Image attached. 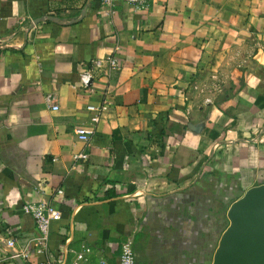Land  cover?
Here are the masks:
<instances>
[{
	"label": "crops",
	"instance_id": "1",
	"mask_svg": "<svg viewBox=\"0 0 264 264\" xmlns=\"http://www.w3.org/2000/svg\"><path fill=\"white\" fill-rule=\"evenodd\" d=\"M90 103L105 108L86 142ZM260 186L264 0H0V264H28L21 207L40 201L62 214L54 264L84 245L85 264L114 263L125 241L138 264H213L232 204Z\"/></svg>",
	"mask_w": 264,
	"mask_h": 264
},
{
	"label": "built area",
	"instance_id": "2",
	"mask_svg": "<svg viewBox=\"0 0 264 264\" xmlns=\"http://www.w3.org/2000/svg\"><path fill=\"white\" fill-rule=\"evenodd\" d=\"M101 2L108 6H113L118 2H126L133 4L134 6L140 9H147L153 0H101ZM107 66L108 72L111 74L114 71H117L121 68L118 58L113 55L107 58H97L92 60L91 66L87 69H83L79 73V83L83 89L89 93H95L97 87L95 84V72L103 67ZM50 104L53 109H58V103L55 95L49 96ZM105 106H97L95 104H88L87 109L91 113V126H81L76 130L80 139L88 142L90 140V135L95 132V125L100 121L102 111ZM89 154L87 151H81L73 154L74 161L81 159H87ZM58 193H62L63 190L59 189ZM21 211L25 214L32 216L37 227V234L32 239V248L30 250H22L16 252L15 256L23 259L28 264H54L53 255L50 251L49 243L51 236V226L54 221H57L61 218V211L54 208L50 203L40 201V202H25ZM5 231L7 233L13 234L15 231L12 227H6ZM16 242V237L11 236L8 239V246L13 247ZM91 252V247L84 245L81 251L76 253L75 260L72 264H85L88 259V254ZM61 257H63L60 254ZM32 257H36V263H33ZM60 258V257H59ZM100 264H138L136 253L134 247L130 241H125L122 243L121 252L119 258L114 263H109L105 260H102Z\"/></svg>",
	"mask_w": 264,
	"mask_h": 264
},
{
	"label": "water",
	"instance_id": "3",
	"mask_svg": "<svg viewBox=\"0 0 264 264\" xmlns=\"http://www.w3.org/2000/svg\"><path fill=\"white\" fill-rule=\"evenodd\" d=\"M254 187L236 200L229 211L231 223L223 234L213 264H264V204Z\"/></svg>",
	"mask_w": 264,
	"mask_h": 264
}]
</instances>
